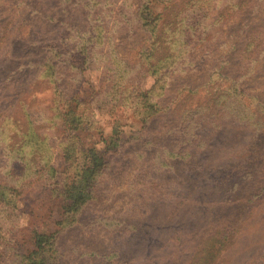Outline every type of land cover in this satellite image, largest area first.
Segmentation results:
<instances>
[{
  "label": "rangeland",
  "instance_id": "374dc122",
  "mask_svg": "<svg viewBox=\"0 0 264 264\" xmlns=\"http://www.w3.org/2000/svg\"><path fill=\"white\" fill-rule=\"evenodd\" d=\"M55 1L44 4L43 15ZM165 1L70 0L54 7L60 21L92 29L93 45L58 20L17 17L0 46V123L14 115L24 127L15 134L6 120L0 128V264H33L40 254L47 259L43 264H255L264 253L262 197L248 204L251 213L222 242L200 236L216 228L211 221L228 215L215 205L228 195L217 191L224 179L264 181V51L252 60L244 52L254 37H264V0H205L194 8L189 0ZM148 11L157 17L162 38L181 42L178 69L145 74L141 53L148 48V27L140 17ZM197 20L201 26L188 33L186 25ZM62 33H69V41H59ZM77 42L92 47L84 66ZM48 43L67 54L48 51ZM199 44L211 46L212 53L194 65L188 60L197 57ZM229 79L243 95L222 94ZM219 86L225 111L211 118L220 125L210 142L200 143L193 162L189 150L183 158L170 156V150L187 146L185 140L200 141L186 135V114H196ZM61 98L77 104L86 117L84 129L69 132L57 118ZM143 105L150 112L146 124ZM188 118L199 125L197 116ZM27 129L36 138L25 141L22 152L43 142L37 153L48 165L15 160ZM207 129L195 127L193 133ZM69 134H76L79 147L115 152L103 174L95 175L91 197L64 213L60 187L73 170L61 149ZM49 166L57 171L47 172ZM36 233L51 236L38 255Z\"/></svg>",
  "mask_w": 264,
  "mask_h": 264
},
{
  "label": "trees",
  "instance_id": "16d2710c",
  "mask_svg": "<svg viewBox=\"0 0 264 264\" xmlns=\"http://www.w3.org/2000/svg\"><path fill=\"white\" fill-rule=\"evenodd\" d=\"M52 0H18V4H16L14 7H12L13 2L11 0H0V46L6 42V39L8 37V33L10 31H13V27L16 25L17 17L18 16H24V17H31L33 14H35L37 17L38 15H41V17L45 20H47L49 23H54L56 20H58V23L61 24L62 27L67 29V32L69 33H77L81 38H85L87 42H91V45H93V42H95V35L92 29H82L77 24L73 25L68 20L66 21H60L58 18L57 11L52 12L54 10V7H61V4H67L70 3V0H57L55 3H50L48 6L52 7L49 11L45 12L43 15V9L46 8L44 5L45 3H48ZM205 0H189V4L193 8L194 5L198 4L199 2H203ZM250 2V0H248ZM165 2H171L173 3V0H166ZM53 5V6H51ZM47 6V7H48ZM170 7L163 8L165 11L168 10ZM163 11V12H164ZM86 18V17H85ZM151 19V21H148ZM157 19V17H154L151 13V11H148L146 15L140 17V20L146 21L143 23V26H147L146 33L148 34V40L147 45L148 48L142 52L141 55H145V66L143 67V70L145 71V74L147 75H155L158 74V71H162L163 69L166 71L170 68H179L178 60L182 59L181 49L182 44L178 39L170 38V39H164L162 36H164V32L161 30L156 29L158 24H155L154 21ZM25 21V19H24ZM23 23V22H22ZM21 23V24H22ZM202 22L200 20L194 21L190 24L186 25V30L188 33L192 34L194 31H196L197 28H199ZM160 26V24H159ZM158 26V27H159ZM16 30L18 28L16 27ZM157 32L155 33V31ZM69 33H62L59 36V41L63 43L64 40L69 41ZM209 36L205 38V43L208 42ZM82 40V39H81ZM251 47L248 49L247 47L244 48V52H247L246 57L248 60H252L253 58H256L259 56L261 51H264V37L257 35L250 41ZM79 52V55H83V61L82 66H84V63H86V60L89 58L90 50L92 47H80L81 43L77 42L73 45ZM249 46V44L247 45ZM45 49L48 51L54 52L55 55H64L67 54L65 52H58L56 49L57 46L55 44H46ZM80 48V49H79ZM162 50H161V49ZM212 47L208 46L207 44H199L198 49V55L193 60H188L189 63H192L194 65L197 64V62L205 63V61H201V56L206 53H212ZM72 52V51H69ZM48 60L51 61L46 57L45 61ZM228 63H231V61H228ZM28 64H32V62L29 61ZM202 65V64H201ZM159 76V75H156ZM220 76V75H219ZM227 75H224V78H226ZM222 77V76H220ZM159 78V77H158ZM223 78V77H222ZM231 86H227L222 89V87H216V91L212 93L210 96L209 101H207V104L205 105H199L196 109V114L189 115L186 114V121L189 124L187 127V134L188 132L190 135L189 137H197L200 139V141H197L196 139L192 140H185V144L187 145L185 148L179 146L176 151H169L170 156H175L177 158H183L185 154L188 152V162H193L196 160L198 154L200 153V143L207 144L210 142L211 138L215 134V130L219 127V119L211 120L213 117V114H222L224 110V105L221 98L218 96L217 92L218 90L222 89V94H224L226 91L232 90L235 92V94L243 95L245 91L238 88L235 79H229ZM249 99H254L257 101V96H250ZM221 100V101H220ZM259 106V105H258ZM146 108H149L148 105L142 106V111H140V114L142 115V122L144 124L147 123V120L149 119L150 114L149 111H147ZM77 104L74 105L73 101H67V99H60L59 104H57L54 108L55 112H57V118H60L63 120L64 125L66 127V130L71 132L75 131V133L81 131L84 129L83 125L85 123L86 117L83 115V113L77 112ZM221 110V111H220ZM188 112V111H187ZM186 112V113H187ZM204 114H208L205 119L200 120V117ZM219 114V115H220ZM148 116V117H147ZM192 116L198 117V123L199 125L191 124L192 121L187 117L192 118ZM6 120H11L12 124L16 127L14 129V133L18 134L21 131V128H24L22 126V123L18 121V118L14 115H7V118L3 119L0 123V128L5 125ZM7 124V123H6ZM191 124V125H190ZM195 127H199V130L204 131V129H207L209 133H205L203 135H197L194 134L193 130ZM22 133V142L18 143L17 150L19 154L16 155L15 160H20L23 162L26 158H28V162H33L35 160H39L36 165H48L44 162L45 156L41 153H37V151L40 150L41 146L43 145V142L39 143L40 148H33V146L30 144V147L27 145L26 147L28 150H26V153L22 152V147H24L25 141H30L31 139H35L36 136L31 129H27L23 131ZM255 137V136H254ZM31 138V139H29ZM69 141L67 144L63 145L62 156L66 160L67 164L72 167L73 172H71V175H69L70 182L63 183L60 187L61 194L64 197V213L73 208V210H76L78 205L83 204L87 199H89L93 193V182L95 179V175L101 171V174H103L104 170L109 166V157L110 155H113V152L110 150L103 149L98 150L95 146L86 148L80 144V147L78 145V141L76 134L75 135H68ZM31 143V142H30ZM249 147V146H248ZM16 148V147H15ZM251 148V147H249ZM252 149H247V153H251ZM264 154V153H263ZM20 156V157H19ZM24 164V163H22ZM195 165V163H192ZM264 169V167H263ZM57 170L49 166L47 168V172H56ZM140 174L143 173V170H140ZM264 180V178H263ZM218 192H227V197L221 196L220 199H218L215 202V205L217 207V211L228 209L227 216L225 217H219V220L214 222L211 221V224L216 227L212 228L211 226L205 229L204 232L200 233V236H203L205 241H209L212 239H216L219 242H222L226 235H229L233 228L238 225V223L243 222L244 219L251 213L252 206L248 204H252L259 199L260 197L264 198V181L261 182L257 178H252L250 181H235L233 180H223L219 184ZM217 217V216H216ZM205 236V237H204ZM51 236L48 234H41L36 233L34 236V254L38 255L40 254L41 250L46 245L51 244L50 243ZM201 243V242H200ZM199 243V244H200ZM215 243V242H214ZM38 257H41L38 259ZM33 264H43L44 260H47L43 254H40L38 256ZM258 264H264V253L259 257ZM255 263V264H257Z\"/></svg>",
  "mask_w": 264,
  "mask_h": 264
}]
</instances>
